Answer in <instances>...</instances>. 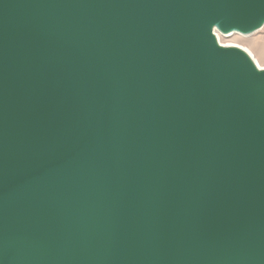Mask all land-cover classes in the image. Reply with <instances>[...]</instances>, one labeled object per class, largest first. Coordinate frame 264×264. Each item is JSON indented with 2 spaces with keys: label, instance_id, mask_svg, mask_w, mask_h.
I'll list each match as a JSON object with an SVG mask.
<instances>
[{
  "label": "water",
  "instance_id": "95a60500",
  "mask_svg": "<svg viewBox=\"0 0 264 264\" xmlns=\"http://www.w3.org/2000/svg\"><path fill=\"white\" fill-rule=\"evenodd\" d=\"M264 0H0V264H264V69L222 34Z\"/></svg>",
  "mask_w": 264,
  "mask_h": 264
},
{
  "label": "rangeland",
  "instance_id": "374dc122",
  "mask_svg": "<svg viewBox=\"0 0 264 264\" xmlns=\"http://www.w3.org/2000/svg\"><path fill=\"white\" fill-rule=\"evenodd\" d=\"M220 36L223 45L236 44L246 48L251 51L255 59H257L261 65H264V28L261 32L252 36L243 37L238 34H234L231 37H224L223 35Z\"/></svg>",
  "mask_w": 264,
  "mask_h": 264
},
{
  "label": "bare ground",
  "instance_id": "6f19581e",
  "mask_svg": "<svg viewBox=\"0 0 264 264\" xmlns=\"http://www.w3.org/2000/svg\"><path fill=\"white\" fill-rule=\"evenodd\" d=\"M218 33H220V34H218ZM234 34H238V35H241L243 37L252 36V35H246V36H244V35H242L240 33H235V32L234 33H231V34L225 35V34H222L221 32L216 31V36H217V39H218V42H219L220 45L225 46V47H238V48L242 49L243 51H245L246 53H248L252 59H254L255 63L257 64V66H258V68L260 70L264 69V65H261L260 62L257 59H255L254 55L248 49L243 48V47H241L239 45H236V44H231V45H223L222 44V39H221V36L220 35H223L224 37H231Z\"/></svg>",
  "mask_w": 264,
  "mask_h": 264
}]
</instances>
